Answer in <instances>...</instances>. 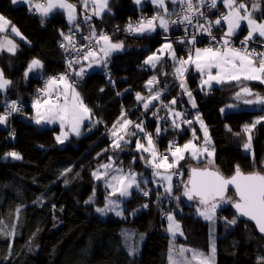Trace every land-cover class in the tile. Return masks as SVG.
I'll list each match as a JSON object with an SVG mask.
<instances>
[{"label": "trees", "instance_id": "16d2710c", "mask_svg": "<svg viewBox=\"0 0 264 264\" xmlns=\"http://www.w3.org/2000/svg\"><path fill=\"white\" fill-rule=\"evenodd\" d=\"M70 1L83 12L78 24L83 18L82 23L94 26L98 31L121 26L136 7L134 0H108V9L101 17H95L89 10L88 13L82 9V0ZM237 1H244L250 11L256 3V0ZM171 5L174 3L169 0L168 7ZM29 7L0 0V14L10 22L7 30L0 32V40L12 37L19 46L15 54L0 50L1 68L5 78L11 81L0 91V115L13 102L23 107L7 118L6 135L0 141V264H39L40 261L44 264H144L146 252L156 256L154 264H168L174 242L167 228V217H160L164 212L175 214L183 233L176 237L177 246L208 252L214 243L218 264H261L264 238L251 223L241 221L233 214L231 203L218 209L215 234H211L209 223L197 215L193 203H187L180 196L181 189L173 188L172 194L168 195L173 205L163 204L165 198L158 193L164 191L163 185L157 182L159 179L153 175V168L147 164L150 155L136 148L141 132L127 136L120 148L112 146L114 140L108 129L122 112L132 121L128 131H134L137 122L143 123L146 134L153 136L157 150L167 148L173 139L178 141V146L192 139L193 128L199 134L193 111L171 74L172 57L167 56L164 73L162 63L155 67L144 63L159 47V40L148 36L114 37L112 40L120 41L124 49L110 55L102 69L85 70L84 78L76 76L75 72L82 68L83 57L76 67L67 69L70 83V77H78L75 79L79 81L72 84L79 88L84 104L92 112V120L84 128L88 133L73 136L60 145L56 140L58 126L38 127L31 122L38 87L64 70L61 44L66 45L64 34L71 25L62 12L45 18L40 14L33 16ZM85 12L93 18L86 20ZM253 17L264 20V0H260V8L253 12ZM11 26L17 27L21 35L11 32ZM247 33L248 28L243 25L234 36L241 38ZM174 52L180 59L182 50L177 41ZM33 59H38L42 66L26 77L24 73ZM154 74L163 80V98L143 110L138 106L136 94L144 91L146 82ZM199 77L200 74L190 67L184 80L187 79L196 110L209 130L215 150L214 162L220 173L230 177L239 165L243 173L264 174V120L251 127L257 119L264 117V105L243 103L251 108L220 111L227 104L237 103L235 93L241 87H249L254 94L246 98L255 99V94L264 96V83L241 79L200 89ZM174 98L175 105L171 104ZM172 105L192 123L174 130L168 123L160 121L157 117L168 118ZM245 125L251 127L250 132L243 131ZM157 128H160L159 135ZM249 135L251 148L245 151L244 144ZM10 152L18 153L21 159L7 156ZM108 162L122 171L136 173L142 180L141 188L133 189L128 197L121 199L122 214L119 216L96 211L106 205L110 195L103 180L96 181L92 173ZM184 162L181 169L185 181L189 172ZM155 178L158 185L152 183ZM144 188L151 192L149 198L142 197ZM60 189L65 191L73 206L70 214L65 205L57 202ZM227 195L236 199L230 190ZM90 199L91 202L86 203ZM234 217L237 219L235 224L227 223ZM45 239L53 240L47 248L43 243Z\"/></svg>", "mask_w": 264, "mask_h": 264}, {"label": "snow or ice", "instance_id": "6c2138e0", "mask_svg": "<svg viewBox=\"0 0 264 264\" xmlns=\"http://www.w3.org/2000/svg\"><path fill=\"white\" fill-rule=\"evenodd\" d=\"M13 4L20 2V0H11ZM24 3L30 5L29 11H32L34 8L37 13H39L42 17H47L54 9H61L67 13L69 23H72L76 19V6L71 3H67L66 0H47V5L36 3L32 4L31 0H23ZM85 8H87L89 2L94 6L93 15L99 17L102 12L108 9V0H82ZM136 4H139L141 0H134ZM154 4L158 7L164 6V0H152ZM173 3H176L177 0H172ZM179 2L183 4H187V8L185 9V15L179 20L180 23L191 24L192 22V13L199 12V8H194L192 0H179ZM200 4H204V0H199ZM225 8L228 9L226 14H222L221 17L217 18L214 22H210L206 27L205 25H198L197 27L203 31L207 32L211 36V23H215L217 25L221 24V21L227 23V31L220 38L222 43L219 47H205L203 49L196 48L195 49V58L190 54L187 59L180 58L177 60L175 52L172 50L171 44H165L161 49L158 50L160 54H164L165 50H167L168 54L172 57L173 60H177L178 66L175 69L177 74V78L181 80L180 87L184 89V91L189 96V99L192 103V107H196V103L192 98V94L185 87V83L183 80L185 72L188 70L189 65H194L195 69L201 74V87H209L211 88L212 83L223 84L231 81H241V78L245 81H260L264 83V51H256L249 50L248 42L254 39V34H257L259 37L264 38V23H257L256 19L253 18V12L259 10L260 8V0H256V3L252 6V11H249L246 4L243 2L237 3V0H223ZM217 5V0H210V7L215 8ZM241 10H243V14H241ZM165 11H167L165 9ZM203 16V13H200ZM91 17H85L86 20ZM159 21V27L168 30L169 21L165 19L163 16L156 15L150 19L142 18L139 20L138 24L134 27L132 23L127 25L126 30L128 32L134 33H144V32H153L156 30L157 24L156 21ZM241 21H247L249 32L243 41H241V47L235 48L231 46L230 37L233 36L241 26ZM178 21H171V23H177ZM10 25V22L6 20L3 15H0V32L5 31V29ZM77 30H79L77 28ZM11 32L15 33L16 36H20V32L17 30L15 26H11ZM63 35V33H61ZM64 39L69 41L71 44L72 36H64ZM85 39H96L97 44L100 41H103L104 44L100 47V52L103 53V56L97 58L96 52L89 48L87 54L83 56L84 60H89L92 58V61L95 64H101L104 62V66H106V58H108L112 52L120 51L123 49L122 43H112L109 36L101 33L99 37H96L95 29L92 30L90 37H85ZM212 40H216V37L212 36ZM194 41V38H193ZM193 41H188V43H192ZM183 42V41H182ZM17 45L13 43L12 40L5 38L3 42H0V49H6L8 52L15 54ZM62 48H66L67 46L61 44ZM261 47H264V41L261 43ZM77 54H80L79 49H75ZM160 55L153 53L149 56L144 63L150 64L153 67L156 66V62L159 61ZM78 60H69L68 64L71 68L73 63H78ZM41 62L38 59H33L29 65L24 75L27 77L29 72L32 70L41 67ZM91 63L89 67H91ZM212 69H216V74H212ZM85 69L82 67L80 71L75 72V75L78 77H82L84 75ZM205 73L207 74V79H203ZM156 82V77L153 76L148 84L152 85ZM63 84V91H60L59 84ZM11 84V81L4 77L3 70H0V90L5 89L7 86ZM44 95L46 97H53V93H55L54 98L45 99L42 102L36 101L33 104V107L37 111V115L35 118V122L40 124L42 122L53 123L56 120H59L60 126L63 129L65 125L70 126V130L76 135L80 134V125L82 121L88 116L90 113V109L87 108L83 101L80 99V94L76 91L75 87L72 83H69L66 75H61L58 78L52 77L47 83L46 87L43 90ZM161 93L156 92L152 95L151 100L159 99ZM254 94L252 90L245 86L241 87L238 92L235 93V99L241 100L243 99V103L246 105L253 104H261L264 105V96L259 94H255V99H249L246 97H252ZM69 96H71V100H69ZM61 98L63 102H61ZM136 98L138 101L143 100L144 98L137 93ZM151 100L144 103V108L148 109L151 103ZM176 101L173 99L171 104H175ZM12 112L19 111L15 102H13L10 106ZM167 107V105H165ZM228 108H233L235 105H228ZM43 109V111H41ZM170 114H174L176 118H180L182 116L179 112H174L172 109H169ZM224 112L225 109L222 108L220 110ZM10 113H6L4 115H0V124H4L7 121V115ZM123 116V112L121 114ZM196 120L200 123L201 129L204 132L205 145L203 147H198L192 140H189L187 143L183 145V147L174 146L172 144L169 145L168 151L171 153V162H169V156L164 155L162 157H158V153L155 149V145L150 134H146V138L148 141V146L145 147L139 140L136 143L137 150H142L143 152H149L151 154L152 159L147 161V164L153 168V175L160 177L162 180L168 181L167 187H165V192L169 195L172 194V185L171 175L161 174L156 169H174L179 165V162L185 159V153L190 152L192 159H199L204 153H207L208 163L213 164L214 161L211 159L213 157V151H209L207 145L211 143L210 138L208 137L207 128L204 126L203 121L201 120L199 114L196 116ZM261 120H264V117H260L257 119L251 127H254L255 124L260 123ZM183 123L191 124L190 120H183ZM132 124L130 120H123V127L125 130L129 125ZM173 126L176 128L180 127V124L176 122V119H173ZM116 128V125H113ZM135 127L143 132L144 129L141 124H136ZM251 127L249 125H245L243 128L244 132H250ZM157 135L160 133V128L156 130ZM113 136H116L117 133L113 132ZM68 133L65 131L61 132V135L57 136V142L63 143L64 139L67 138ZM135 135V133H133ZM195 132H193V139H195ZM123 136H119L116 140H114V147L120 148L121 144L120 140H123ZM244 148H251V136H248V142L244 144ZM7 156L12 157L13 159H21V156L16 152H10L6 154ZM143 158V157H141ZM159 159V162H156ZM104 169H109L112 167L111 164L101 165ZM120 171V170H118ZM92 175L96 179H101L102 176H106L107 172L100 173L99 171H94ZM106 184L109 188L112 189L109 195L119 194L120 197H127L130 195V189L133 187L139 188L140 184L136 179V174H123L120 171V174L113 175L110 180L106 181ZM233 186L235 189L236 199L233 200L231 197L227 195L229 186ZM143 195L147 196L149 193L147 191L143 192ZM183 195L188 198V200H193L195 198L199 199V204L204 206L197 207V213L202 216L205 220L213 221L215 211L219 204L221 203H232V206L236 209V212L239 216L247 217L248 219L255 222L256 227L259 232L264 234V174L261 172H253L250 174H245L242 172L239 165H236L235 172L230 178H226L219 171H210L207 167L200 169L197 167H193L191 169V176L189 178L188 183L185 185V190ZM107 199V198H106ZM179 199V198H177ZM86 201V203H90ZM120 205L116 201L108 200L106 205L103 208H97L96 211L98 213L106 214L107 212L115 211L116 215L119 216L122 213L117 211ZM147 207V205H144ZM19 211V210H17ZM169 221V232L175 235L176 232L179 231V224L175 222L174 216L169 214L167 217ZM237 222L236 217L232 220L227 221L229 224H235ZM2 223V222H0ZM183 234V233H181ZM185 252L192 253V260L189 261L186 258L184 259H176L175 258V249H170L169 261L170 264H192V261H196L197 264H215V245L212 244L211 255H205L202 252H199L194 249H186L181 247L179 249V256L181 258L184 257ZM261 264H264V258H260Z\"/></svg>", "mask_w": 264, "mask_h": 264}, {"label": "rangeland", "instance_id": "374dc122", "mask_svg": "<svg viewBox=\"0 0 264 264\" xmlns=\"http://www.w3.org/2000/svg\"><path fill=\"white\" fill-rule=\"evenodd\" d=\"M38 1V0H37ZM69 2H71L72 3V1H70V0H68ZM142 1H145V0H141V2L140 3H144L145 5H146V13H148L149 15H151L152 17L153 16H155V14H154V12L156 13V15H160V16H163L165 19H167V20H169V16H167V18H166V11H165V9L167 10V11H170V12H172V10H173V8H174V6L173 5H171V7H166L167 5H165V6H163V7H158V6H156L155 7V10H153L152 9V7L148 4V6H147V2H142ZM146 1H148V0H146ZM167 0H164V2H166ZM240 2H243V3H245L244 1H237V3H240ZM32 4H33V1L31 2ZM139 3V4H140ZM217 3H222L223 5H224V3H223V0H217ZM21 4H25V5H29V4H27V3H24L23 2V0H20V2H18V3H16V4H14V5H21ZM45 6L47 5L46 3L44 4ZM137 5V4H136ZM177 5H180V2H179V0H177V2H176V6ZM30 6V5H29ZM246 6H247V4H246ZM82 7H83V9H85V6H84V4L82 5ZM247 8H248V6H247ZM89 11H90V13L89 14H91V13H93V11H94V7H91L90 9H88ZM248 10L250 11V9L248 8ZM225 14L228 12V9L227 8H225V6H224V11H223ZM83 14V12H81L80 11V15H82ZM241 14H243V10H241ZM1 15V14H0ZM254 18V17H253ZM255 19V18H254ZM6 20H8L7 18H6ZM9 21V20H8ZM256 21H257V23H264V20H258V19H256ZM158 22V21H157ZM159 23V22H158ZM226 23V22H225ZM245 24H247V21H241V26L238 28V29H236V31L237 30H239L243 25H245ZM248 25V24H247ZM10 26V25H9ZM8 26V27H9ZM7 27V28H8ZM227 23H226V27L224 28V31H223V33H225L226 31H227ZM7 28L5 29V31L7 30ZM17 28V27H16ZM17 30H18V28H17ZM19 31V30H18ZM102 31H104V30H102ZM20 32V31H19ZM101 32V31H100ZM176 33H172L171 31H167V32H162V33H159V36L160 37H162L163 38V40H162V42H161V44H160V46L154 51V52H152V53H150L149 55H148V57L149 56H151L153 53H156L157 55H160V59H159V61H157L156 62V65L158 64V63H162L161 64V66H162V71H163V73H164V70H165V61H166V59H167V56H170L169 54H168V52H167V50H165V52H164V54H160L159 52H158V50L159 49H161L165 44H171L172 45V50L174 51V43H173V41H172V39H171V37L172 36H174ZM5 38H7V39H10V40H12L13 41V43H15L16 45H17V47H16V51L15 52H17L18 50H19V46H18V44H17V40L16 39H14V38H12V37H5ZM5 38H3L2 40H0V42H3L4 40H5ZM110 38V37H109ZM111 40V42L112 43H121L120 41H116V40H112V39H110ZM253 40H258V39H253ZM258 41H260V42H262L261 40H258ZM103 44H104V42L102 41L101 43H100V45L98 46V48H99V50H98V52H96V54H97V58H100V57H102L103 56V53L102 52H100V47H102L103 46ZM123 49H124V46H123ZM122 49V50H123ZM200 49H203V48H200ZM1 50V49H0ZM122 50H120V51H114V52H112L111 53V55L112 54H115V53H119V52H121ZM147 57V58H148ZM171 57V56H170ZM177 57V56H176ZM188 58V57H187ZM187 58H184V59H187ZM195 58V57H194ZM106 60H107V58H106ZM177 60H179V58L177 57ZM177 60H173V59H171V61H172V69H171V74L175 77V79H176V82H177V85L176 86H178L179 88H178V90H179V92L180 93H182V95H184V97L187 99V101H188V103H189V107H190V109H192V111H193V118H194V120H195V124H196V126H197V128H198V130H199V134H198V132H197V130H196V128H193V132H195V139H190V140H192V142L193 143H195L198 147H203L204 145H205V138H204V132H203V129H201V125H200V123L196 120V116H197V114H199V116H200V118H201V120L203 121V124H204V126L207 128V126H206V124H205V122H204V120L202 119V117H201V114L199 113V111H197L196 110V107L195 108H193L192 107V103H191V101H190V99H189V96L187 95V93L184 91V89H182L181 87H180V84H181V80L180 79H178L177 78V74H176V72H175V69H176V67L178 66V64H177ZM91 63V67H89V64ZM103 65H104V62L102 61V63L101 64H95L93 61H92V58H90L89 60H83V63H82V67L86 70V71H88V72H92V71H95V70H98V69H102V67H103ZM147 66H149V67H153L152 65H150V64H147ZM190 67H192V65H189L188 66V70L190 69ZM40 68V67H39ZM39 68H36V69H34V70H32L31 72H29V74L28 75H30L31 73H36L37 71H38V69ZM0 70H2V68H1V65H0ZM27 70V69H26ZM188 70L185 72V74H184V76L187 74V72H188ZM193 70L194 71H196V72H198L196 69H195V66L193 67ZM212 71V74L213 75H215L216 74V71H215V69H212L211 70ZM193 73H195V72H193ZM199 73V72H198ZM200 74V73H199ZM153 76H155L156 77V82L155 83H153L152 85H149L148 84V81L153 77ZM152 77H150L149 79H148V81L146 82V84H145V86H144V91H142V92H139V94H140V96L141 97H143L144 99L143 100H140V101H138L137 100V98H136V100L138 101V106L139 107H141L143 110H147V109H145L144 108V103L145 102H147V101H149V100H151V97H152V95H154L156 92H160L161 93V95H160V97H159V99H156V100H151V103H150V105H149V108L151 107V106H153L157 101H159V100H162V98H163V94H164V91H165V89L162 87V85H161V83L163 82V80H161L160 78H159V76H158V74H154ZM5 77V76H4ZM203 79H207V74L205 73V75H204V77H203ZM67 80H68V78H67ZM183 80H184V77H183ZM68 82L70 83V81L68 80ZM184 83H185V87L188 89V91H190L191 92V94H192V98L194 99V97H193V92H192V90L190 89V85L188 84V81H187V79H185L184 80ZM215 82H213L212 83V86L211 87H214V84ZM8 87V86H7ZM6 87V88H7ZM75 87V89H76V91L80 94V90H79V88L77 87V86H74ZM59 88H60V91L62 92L64 89H63V84L61 83V84H59ZM199 88L200 89H208L209 87H207V86H205V87H201V74H200V77H199ZM1 91V90H0ZM137 95V94H136ZM80 99L82 100V97H81V94H80ZM69 100H71V96H69ZM83 101V100H82ZM237 101V103H230V104H227V105H225L224 107H222V108H224L225 109V111L224 112H222V113H225V112H229V111H237V110H240V109H250L251 107H249V106H246V105H243V100H236ZM61 102H63V100L61 101ZM84 103V102H83ZM87 108H89L86 104H84ZM175 105V104H174ZM228 105H235V107H233V108H228L227 106ZM173 106V105H172ZM148 108V109H149ZM170 108H171V106H170ZM169 108V109H170ZM90 109V108H89ZM172 110H173V113L174 112H177V110H176V107L175 106H173V108H171ZM33 110H34V116H33V118L31 119V122L32 123H34V124H36L38 127H54V126H58L59 127V131H58V133H56V137L57 136H59V135H61V132L62 131H65V132H67L68 133V135H67V138L66 139H64V141H63V143H59L60 145H64L67 141H69V140H71V138L73 137V136H75V137H79V136H81V135H83V134H85V133H88V131H85L84 130V128H85V126L88 124V123H90L91 122V114H92V112H91V110H90V113L88 114V116L82 121V123H81V125H80V134L79 135H76L75 133H73L71 130H70V126L69 125H65V127L62 129L61 128V126H60V122H59V120H56L55 122H53V123H46V122H42V123H40V124H37L36 122H35V118H36V115H37V111H36V109L33 107ZM41 111H43V109H41ZM4 113V112H3ZM180 113V112H179ZM182 114V113H181ZM157 118H159L160 119V121H165L166 123H170V122H173V119H176V122L178 121V119H181V118H183L182 116L180 117V118H176L175 116H174V114H170V115H168V119L169 120H167V117H161V116H158ZM125 119H127V120H130L129 119V116L128 115H126V114H123V116H121L114 124L116 125V128H114L113 127V125L114 124H112L110 127H109V129H108V133H109V135H110V138L112 139V140H116L119 136H123L124 135V139L123 140H120L119 141V143L121 144V142H123V141H126L127 139H126V137L127 136H129V135H132L134 132H136V133H139V132H141V131H139L136 127L134 128V131H128V127L130 126H128L127 127V129L125 130L123 127H121L122 126V124H123V120H125ZM167 120V121H166ZM131 121V120H130ZM136 124H141L142 125V127H143V123H140V122H137ZM6 125H7V122L6 123H4V124H2V129L0 130V141L3 139V136L5 137V135H6V131H4V129H6ZM144 129V128H143ZM207 131H208V137L210 138V141H211V143H209L208 145H207V148H208V150L209 151H213V157L211 158L213 161H215V150H214V146H213V143H212V139H211V136H210V133H209V130H208V128H207ZM113 132H116L117 133V135L116 136H113ZM142 134H140L138 137H137V141L139 140V142L140 143H142L145 147H147L148 146V141H147V138H146V136H144L145 134L144 133H146V130L144 129V131L143 132H141ZM147 134H149V133H147ZM141 136V137H140ZM152 136V135H151ZM152 139H153V136H152ZM57 140V139H56ZM189 141V140H188ZM188 141H186V142H184L183 144H179V147H183V145L185 144V143H187ZM113 142V141H112ZM153 142H154V145H155V141H154V139H153ZM112 146H114V144H112ZM155 149H156V151H157V153H158V151L159 150H157V147H156V145H155ZM245 151H247V150H245ZM149 155H150V159H152V157H151V154L149 153V152H147ZM159 157V156H158ZM172 159V158H171ZM171 159H169V162H171ZM208 157H207V153H204V155L203 156H201L198 160L197 159H192V157H191V154H190V152H186L185 153V159H183V160H181L180 162H179V165L176 167V168H174V169H168L167 171L165 170V169H163V168H161V169H157L156 171H159L161 174H168V175H171V181H170V183H171V185H172V192H173V185L174 186H176V171H175V173H174V170L175 169H180L179 170V172H181L180 174L181 175H183L184 174V170H183V168L181 169V167H182V164H183V162L186 164V166H188V172H190L191 171V169L193 168V167H197V168H200V169H203V168H205V167H207L208 169H210V170H217V171H219L218 170V168L216 167V165H215V162L213 163V164H209L208 163ZM187 160V161H186ZM156 162H159V159L156 161ZM106 164H111L112 165V167L111 168H109V169H104V168H101L100 170H96V171H99L100 173H105V172H107V175L106 176H102V178L101 179H96L94 176V179L96 180V181H99V180H103V182L105 183V185H106V187L108 188V190H109V193H111V191H112V189L111 188H109L108 186H107V184H106V181L107 180H110L111 179V177L113 176V175H118V174H120V171H122L121 169H119L118 168V166H116V165H114L112 162H108V163H106ZM118 170H120V171H118ZM220 172V171H219ZM122 173L123 174H131L130 172H127V171H122ZM262 174H263V172H261ZM136 174V173H135ZM156 178L157 179H159L157 182L158 183H161L162 185H163V188H164V191H165V187H167V185H168V181H165V180H162L160 177H157L156 176ZM136 179H137V181H138V183L141 185L140 186V188L143 186L142 185V183H141V181H140V179L138 178V176H137V174H136ZM174 179H175V181H174ZM188 181H189V175L186 177V179H185V181L183 180V177H182V179L179 181L180 182V187L181 188H179V189H181V192H180V196L182 197V198H184V200L187 202V203H193V205L195 206V208L197 209V207H201L202 209L204 208V206H202V205H200L199 204V199L198 198H195V199H193V200H188V198L186 197V196H184L183 195V192H184V190H185V185L188 183ZM145 182V181H144ZM174 183V184H173ZM157 184V183H156ZM158 185V184H157ZM177 186H178V184H177ZM136 187H133V188H131L129 191H130V194H131V191L133 190V189H135ZM145 189V188H144ZM142 190V189H141ZM148 190V189H147ZM164 191H162V192H158L159 193V195H161V196H163L164 198H165V200H164V202H163V204H166L167 205V203H168V205H173L174 204V202H172V200H171V198H170V196H168L169 194H166ZM141 195H142V197H144L145 199L148 197V196H145V195H143V192L141 193ZM128 197V196H127ZM150 197V196H149ZM124 197H120L119 196V194L117 193V194H115V195H110L108 198H107V202H108V200H112V201H116L119 205H120V207L117 209V211H120L121 212V199H123ZM143 198V199H144ZM166 200H168L169 202H167ZM166 201V202H165ZM57 202H58V204H63V205H65V208H66V210H67V214H70L72 211H73V206L70 204V201H69V199H68V197H67V195H66V193H65V191L63 190V189H60V191H59V193H58V196H57ZM228 205V203H221V204H219V206L217 207V209H216V211H215V215H214V219H213V221H209V220H205L202 216H200L198 213H197V215L199 216V217H201L203 220H205V221H207L208 223H209V228H210V231H211V234H215V220H216V215H217V211H218V209L220 208V207H224V206H227ZM103 208V207H102ZM111 212H113V213H115V211H111ZM167 212V211H166ZM197 212V211H196ZM107 213H110V212H107ZM106 213V214H107ZM169 214H172L173 216H174V219H175V214L173 213V212H167V216L169 215ZM105 215V214H104ZM175 222L177 223L178 221L175 219ZM178 224V223H177ZM169 228V227H168ZM169 231V230H168ZM181 229H180V227H179V231L178 232H176L175 233V235H173V233H171L170 232V235H171V239L173 240V242H174V244L172 245V248L171 249H175V258L176 259H184V258H186L187 260H189V261H191L192 260V253L191 252H185L184 253V257L183 258H181L180 256H179V249L181 248V247H183V246H177L176 245V237H178V235H181ZM52 239H45L44 240V246L47 248V247H49L51 244H52ZM183 248H186V249H192V248H188V247H183ZM194 250H196V249H194ZM197 251H199V252H202V253H204L205 255H211V250H209L208 252H203V251H200V250H197ZM169 255H170V251H169V254H168V264H170V261H169ZM144 261H143V263L144 264H154L155 263V261H156V256H154L153 254H150V253H144ZM217 256H216V252H215V264H218V260H217ZM39 264H44V261H40V263ZM192 264H197V262L196 261H192Z\"/></svg>", "mask_w": 264, "mask_h": 264}, {"label": "built area", "instance_id": "2783aa9c", "mask_svg": "<svg viewBox=\"0 0 264 264\" xmlns=\"http://www.w3.org/2000/svg\"><path fill=\"white\" fill-rule=\"evenodd\" d=\"M38 3L37 0H33V4ZM194 8H199V12H193L192 15V22L191 24L180 23L179 20L185 15V9L187 8V4H181L175 5L172 12L168 13L169 15V26L167 31H171L172 33H176L171 38L175 39L182 45V49H186L185 52L189 56L190 54L195 57V49L196 48H205V47H219L222 41L220 38L224 35L223 31V25L224 21H221V24L217 25L215 23H211V36L207 32L201 31L197 26L198 25H205L206 27L209 25L210 22H214L217 18L221 17L223 12L220 10L218 5H216L215 8L210 7V0H204V4H200L199 0H192ZM33 16H37L39 13L35 11L33 8L31 11ZM200 13H203L204 15L201 16ZM133 14H139V20L142 18L150 19L152 18L151 15L146 13V5L144 3H140L136 5V10ZM85 17H91V15H88L86 12L84 13ZM171 21H178L177 23H171ZM83 18L79 24H76L74 26H71V28L67 29V32L64 34V36H72V42L71 44L69 41L66 42L67 49L64 48L62 52V61L64 66V70L57 74L55 77H59L61 75H66L67 69L69 68V60H78L80 61L81 58L87 53L88 49L91 48L95 52L98 49L99 44H97L96 39H85V37H90L92 30L95 29L96 37H99L101 33H104L105 35L109 36L110 39L113 37H123V38H131L135 36L137 33L134 32H128L126 30L128 25V20L124 22L121 26H114V27H108L105 31H98L94 26H90L89 24H84ZM77 28L79 30H77ZM212 36L216 37V40H212ZM246 36L237 38L234 35L230 37V43L232 47L240 48L241 47V41L245 39ZM194 38V41H193ZM183 41V42H182ZM188 41H193L192 43H188ZM101 42V41H100ZM261 43L258 40H251L248 42V48L249 50H256V51H264V47H261ZM75 49L80 50V54H77V51ZM77 63H73L72 68L76 67ZM84 75L82 76L84 78ZM72 78V83H77L79 80H76L75 78L78 77H70ZM47 79L44 80L41 85L38 87L37 91L38 94L36 96L35 100L43 101L45 99L54 98L55 93H53V97H46L44 95L43 90L46 87ZM175 99V98H174ZM62 101V98H61ZM5 109L4 114L10 113L7 115V118H11L16 113H18L20 110L23 109L22 106L16 105L19 111L12 112L11 108L9 107ZM3 114V115H4ZM183 117V116H182ZM167 120H169L167 118ZM166 120V121H167ZM183 120H190V118H181L178 119L177 123L180 124L179 128H176L173 126V122L168 123L169 126L174 129H182L187 123H183ZM165 122V121H164ZM146 136V133H144ZM172 144L174 146H178V141L176 139H173L165 148L164 150L158 151V156L162 157L164 155L169 156V159L171 157V153L168 151L169 145ZM182 179V175L180 172H176V188H180V180ZM178 184V186H177Z\"/></svg>", "mask_w": 264, "mask_h": 264}, {"label": "bare ground", "instance_id": "6f19581e", "mask_svg": "<svg viewBox=\"0 0 264 264\" xmlns=\"http://www.w3.org/2000/svg\"><path fill=\"white\" fill-rule=\"evenodd\" d=\"M166 5V4H165ZM176 5V3H174V5L173 6H175ZM167 7V6H166ZM219 7V6H218ZM136 10V7H135V9H134V11ZM220 10L223 12L224 10H222L221 8H220ZM134 13V12H133ZM168 13H170V11H168ZM154 14H155V16H156V13L154 12ZM223 14H225L224 12H223ZM158 21V20H157ZM155 22L156 24H157V27H156V30L155 31H153V32H144V33H137L135 36H133V37H139V36H142V37H145V36H148V37H151V38H153V39H155V40H159V44H161V42H162V40H163V38L162 37H160L159 35H156V34H158V33H162V32H167V31H165L164 29H162V28H160L158 25H159V21L158 22ZM138 22H139V14H132L129 18H128V24L129 23H132L133 24V26L135 27L137 24H138ZM156 36H158V37H156ZM133 37H131V38H133ZM111 39H114V37L113 38H111ZM172 39V41H173V43L175 42L176 43V40L175 39H173V38H171ZM178 42V41H177ZM180 44V43H179ZM160 46V45H159ZM180 47H181V50H182V53H181V56L182 55H185V56H187L188 57V55L186 54V52H185V50L186 49H182V45L180 44ZM180 56V57H181ZM176 85H177V83H176ZM37 100H35L34 102H36ZM34 104V103H33ZM188 125H190V124H187V125H185L184 127H187ZM114 142V141H113ZM113 142H112V144H113ZM175 173V172H174ZM174 181H175V179H174ZM152 183H154V184H156V178L154 179V181H152ZM174 184V183H173ZM173 188L176 190V186H174L173 185ZM148 188H145V189H143L142 191H141V193L142 192H145V191H147L148 193H149V195H147L148 197L147 198H149V196H150V191H149V189L147 190ZM175 198H176V196H174V200H175ZM172 202H173V200H172ZM160 217L162 218V219H166V217H168L167 216V214L164 212V213H161V215H160ZM167 228L169 227V221H168V219H167Z\"/></svg>", "mask_w": 264, "mask_h": 264}, {"label": "crops", "instance_id": "0c3cea01", "mask_svg": "<svg viewBox=\"0 0 264 264\" xmlns=\"http://www.w3.org/2000/svg\"><path fill=\"white\" fill-rule=\"evenodd\" d=\"M33 0H31V2H32ZM66 2L67 3H71V2H69L68 0H66ZM142 2H147L151 7H152V9L153 10H155V7L157 6L156 4H154L153 2H152V0H148V1H142ZM38 3H40V4H47V0H38ZM83 3V2H82ZM71 4H76V3H71ZM165 4L167 5V7H168V5H169V0H167L166 2H164V6H165ZM219 4V6H221L220 8L222 9V10H224V5L222 4V3H217V5ZM82 7V6H81ZM91 7H94L92 4H91V2H89V4H88V6H87V8H85L84 9V11H87L88 12V9H90ZM82 9H83V7H82ZM81 11V10H80ZM80 11H79V8L78 7H76V19H75V21L74 22H72V23H69V21H68V17H67V13L65 12V11H63V10H61V9H54L53 10V12H51L50 14H53V13H55V12H62L64 15H65V19L67 20V23L69 24V25H71V26H74V25H76V24H78V22H79V16H80ZM103 13L104 12H102L101 13V15L99 16V17H101L102 15H103ZM50 14L48 15V16H50ZM92 14V13H91ZM166 18H167V16L169 15L168 14V11H166ZM93 15V14H92ZM47 16V17H48ZM95 16V15H94ZM46 18V17H45ZM224 24H225V27H226V23L224 22ZM246 26H247V28H248V25L247 24H245ZM240 30V29H239ZM239 30H237V31H239ZM236 31V32H237ZM235 32V33H236ZM248 32H249V28H248ZM246 35H248V33L246 34ZM254 38L255 39H258V40H261V41H264V38H261V37H259L257 34H254ZM180 58H187V56H185V55H182ZM194 67V65H192V68ZM215 71H216V69H215ZM198 73V72H197ZM242 79V78H241ZM214 86H218V85H220V84H216V83H214L213 84ZM178 112V111H177Z\"/></svg>", "mask_w": 264, "mask_h": 264}, {"label": "water", "instance_id": "95a60500", "mask_svg": "<svg viewBox=\"0 0 264 264\" xmlns=\"http://www.w3.org/2000/svg\"><path fill=\"white\" fill-rule=\"evenodd\" d=\"M95 17H97V16H95ZM209 170H210V169H209ZM210 171H217V170H210ZM245 174H250V173H245ZM190 176H191V171L189 172V178H190ZM230 177H231V176H230ZM230 177H226V178H230ZM229 190L232 191V192L235 194V189H234L233 186L230 185L229 188H228V191H229ZM231 210H232L233 214H234L237 218H239V220L244 221V222L251 223V224L256 228V231L258 232V234H259L261 237L264 238V234H262V233L259 232L258 228L256 227L255 222L252 221V220H250V219H248L247 217L239 216V214L236 212V209L232 206V203H231Z\"/></svg>", "mask_w": 264, "mask_h": 264}, {"label": "clouds", "instance_id": "9594fccd", "mask_svg": "<svg viewBox=\"0 0 264 264\" xmlns=\"http://www.w3.org/2000/svg\"><path fill=\"white\" fill-rule=\"evenodd\" d=\"M8 105H10V104H8Z\"/></svg>", "mask_w": 264, "mask_h": 264}, {"label": "flooded vegetation", "instance_id": "af4514ba", "mask_svg": "<svg viewBox=\"0 0 264 264\" xmlns=\"http://www.w3.org/2000/svg\"><path fill=\"white\" fill-rule=\"evenodd\" d=\"M87 12V11H86ZM105 12V11H104Z\"/></svg>", "mask_w": 264, "mask_h": 264}]
</instances>
